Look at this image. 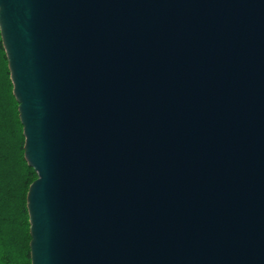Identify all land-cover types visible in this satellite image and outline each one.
<instances>
[{"label": "water", "instance_id": "water-1", "mask_svg": "<svg viewBox=\"0 0 264 264\" xmlns=\"http://www.w3.org/2000/svg\"><path fill=\"white\" fill-rule=\"evenodd\" d=\"M0 38L31 264H264V0H0Z\"/></svg>", "mask_w": 264, "mask_h": 264}, {"label": "trees", "instance_id": "trees-1", "mask_svg": "<svg viewBox=\"0 0 264 264\" xmlns=\"http://www.w3.org/2000/svg\"><path fill=\"white\" fill-rule=\"evenodd\" d=\"M23 145L0 38V264H31L26 194L36 173L23 157Z\"/></svg>", "mask_w": 264, "mask_h": 264}]
</instances>
